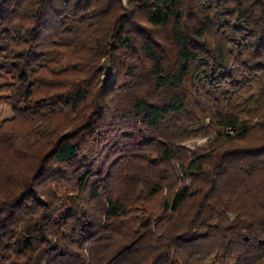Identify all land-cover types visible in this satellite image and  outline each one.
<instances>
[{
    "label": "trees",
    "instance_id": "obj_1",
    "mask_svg": "<svg viewBox=\"0 0 264 264\" xmlns=\"http://www.w3.org/2000/svg\"><path fill=\"white\" fill-rule=\"evenodd\" d=\"M2 102L0 264H264V0H0Z\"/></svg>",
    "mask_w": 264,
    "mask_h": 264
},
{
    "label": "rangeland",
    "instance_id": "obj_2",
    "mask_svg": "<svg viewBox=\"0 0 264 264\" xmlns=\"http://www.w3.org/2000/svg\"><path fill=\"white\" fill-rule=\"evenodd\" d=\"M105 75H110L111 77H113V71L110 69H107L103 72L102 74V78L105 77ZM12 115V110L11 107L6 104V103H0V120H2L4 117L10 116ZM209 136H196V137H192L190 139H188L185 142V145L189 146V147H193L195 144H201L203 142H205L208 139Z\"/></svg>",
    "mask_w": 264,
    "mask_h": 264
}]
</instances>
